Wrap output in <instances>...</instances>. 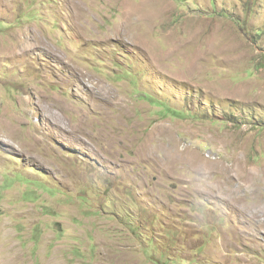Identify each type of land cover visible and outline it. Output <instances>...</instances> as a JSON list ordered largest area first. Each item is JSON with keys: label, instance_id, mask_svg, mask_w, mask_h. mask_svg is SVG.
Returning <instances> with one entry per match:
<instances>
[{"label": "rangeland", "instance_id": "obj_1", "mask_svg": "<svg viewBox=\"0 0 264 264\" xmlns=\"http://www.w3.org/2000/svg\"><path fill=\"white\" fill-rule=\"evenodd\" d=\"M0 264H264V0H0Z\"/></svg>", "mask_w": 264, "mask_h": 264}, {"label": "trees", "instance_id": "obj_2", "mask_svg": "<svg viewBox=\"0 0 264 264\" xmlns=\"http://www.w3.org/2000/svg\"><path fill=\"white\" fill-rule=\"evenodd\" d=\"M166 107V106H165ZM164 107V111H166V113L167 114H169V113H173L174 115H176V116H181V117H186V116H184L183 114H181L180 112H177V111H174V110H171L169 107H166L165 108Z\"/></svg>", "mask_w": 264, "mask_h": 264}]
</instances>
